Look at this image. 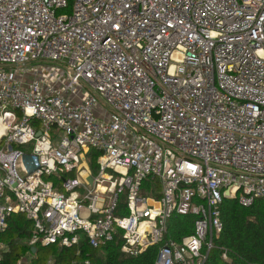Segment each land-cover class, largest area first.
<instances>
[{
  "label": "built area",
  "instance_id": "built-area-1",
  "mask_svg": "<svg viewBox=\"0 0 264 264\" xmlns=\"http://www.w3.org/2000/svg\"><path fill=\"white\" fill-rule=\"evenodd\" d=\"M228 198H264V0H0V237L206 264Z\"/></svg>",
  "mask_w": 264,
  "mask_h": 264
},
{
  "label": "trees",
  "instance_id": "trees-1",
  "mask_svg": "<svg viewBox=\"0 0 264 264\" xmlns=\"http://www.w3.org/2000/svg\"><path fill=\"white\" fill-rule=\"evenodd\" d=\"M91 155V168L96 171L100 154L91 150ZM221 210L224 226L214 237L215 245L206 264H264V198L256 199L250 206L228 198L223 201ZM194 220L193 215L172 217V236L179 238L192 232ZM32 232L33 221L25 214L10 216L8 228L0 237L8 248L3 254L4 264H17L28 253L30 264H153L157 254V246H151L139 256H129L121 251L117 242L95 248L85 238L74 246L37 245L34 252L28 243Z\"/></svg>",
  "mask_w": 264,
  "mask_h": 264
},
{
  "label": "rangeland",
  "instance_id": "rangeland-1",
  "mask_svg": "<svg viewBox=\"0 0 264 264\" xmlns=\"http://www.w3.org/2000/svg\"><path fill=\"white\" fill-rule=\"evenodd\" d=\"M18 118H20V116L18 115ZM92 151H94V150H92ZM94 152H96V151H94ZM91 159H92V155H91V151H89L88 152V156H87V158H86V162L88 161V167H89V169L92 171V168H91ZM86 164V163H85ZM84 166V165H83ZM93 172H95V171H93ZM97 172V171H96ZM24 264H29V263H27V261L24 263ZM50 264H51V262H50Z\"/></svg>",
  "mask_w": 264,
  "mask_h": 264
},
{
  "label": "crops",
  "instance_id": "crops-1",
  "mask_svg": "<svg viewBox=\"0 0 264 264\" xmlns=\"http://www.w3.org/2000/svg\"><path fill=\"white\" fill-rule=\"evenodd\" d=\"M4 244H6L5 242H3ZM6 246H7V244H6ZM34 248V247H33ZM36 248V247H35ZM8 249V248H7ZM7 251V250H6ZM5 251V252H6ZM36 251V250H35ZM34 251V252H35ZM4 252V253H5ZM3 253V254H4ZM30 259H31V255H29V254H26L24 257H22L21 259H20V262H21V264H24L26 261H27V263H29L30 264Z\"/></svg>",
  "mask_w": 264,
  "mask_h": 264
},
{
  "label": "water",
  "instance_id": "water-1",
  "mask_svg": "<svg viewBox=\"0 0 264 264\" xmlns=\"http://www.w3.org/2000/svg\"><path fill=\"white\" fill-rule=\"evenodd\" d=\"M37 135H39V132L37 133ZM88 180H89L90 182H92V178H91V177H90ZM227 194H229V192H227ZM229 197H231V196L229 195ZM32 250L35 251L36 248L34 247Z\"/></svg>",
  "mask_w": 264,
  "mask_h": 264
},
{
  "label": "bare ground",
  "instance_id": "bare-ground-1",
  "mask_svg": "<svg viewBox=\"0 0 264 264\" xmlns=\"http://www.w3.org/2000/svg\"><path fill=\"white\" fill-rule=\"evenodd\" d=\"M86 172H84V174H85Z\"/></svg>",
  "mask_w": 264,
  "mask_h": 264
}]
</instances>
